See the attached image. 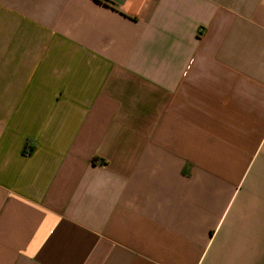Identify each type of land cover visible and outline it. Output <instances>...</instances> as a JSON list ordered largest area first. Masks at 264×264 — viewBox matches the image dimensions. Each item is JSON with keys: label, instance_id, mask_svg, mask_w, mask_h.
Wrapping results in <instances>:
<instances>
[{"label": "crops", "instance_id": "obj_1", "mask_svg": "<svg viewBox=\"0 0 264 264\" xmlns=\"http://www.w3.org/2000/svg\"><path fill=\"white\" fill-rule=\"evenodd\" d=\"M0 264H264V0H0Z\"/></svg>", "mask_w": 264, "mask_h": 264}, {"label": "trees", "instance_id": "obj_2", "mask_svg": "<svg viewBox=\"0 0 264 264\" xmlns=\"http://www.w3.org/2000/svg\"><path fill=\"white\" fill-rule=\"evenodd\" d=\"M101 1H104L106 3V0H101Z\"/></svg>", "mask_w": 264, "mask_h": 264}]
</instances>
